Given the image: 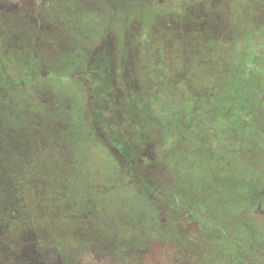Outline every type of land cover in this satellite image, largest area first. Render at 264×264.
<instances>
[{
  "label": "rangeland",
  "instance_id": "rangeland-1",
  "mask_svg": "<svg viewBox=\"0 0 264 264\" xmlns=\"http://www.w3.org/2000/svg\"><path fill=\"white\" fill-rule=\"evenodd\" d=\"M260 182L264 0H0V264H188L161 224L191 191L224 264Z\"/></svg>",
  "mask_w": 264,
  "mask_h": 264
},
{
  "label": "flooded vegetation",
  "instance_id": "flooded-vegetation-1",
  "mask_svg": "<svg viewBox=\"0 0 264 264\" xmlns=\"http://www.w3.org/2000/svg\"><path fill=\"white\" fill-rule=\"evenodd\" d=\"M261 92L258 94V97H261ZM260 99V98H259ZM242 118V117H241ZM241 119H239L240 121ZM245 119H243V122ZM235 122H238V120H227L225 122H221L223 125L231 124L232 123V130L229 132L226 131L227 138L231 141L230 143L234 142L236 143V140H239V146L241 147V151L243 148L242 143H244L245 138V131H242V128L240 127V132L236 133L234 131L235 129ZM213 127V125H212ZM207 134L209 135V138L212 137L211 133L207 131ZM227 141V140H226ZM235 145V144H234ZM121 151H123L124 155H130L131 156V150L129 145L124 142L123 147H119ZM214 175V174H212ZM214 179V177H213ZM259 182V181H258ZM240 184L243 185L244 181H240ZM250 185V184H249ZM245 186V184H244ZM247 186V182H246ZM248 192L246 190L247 198H243L242 205L239 209V217L240 221L243 223V226L248 227L249 229H252L254 232H250L248 237H240V238H234L239 241H241L237 247H235L234 253L235 256L231 257L229 254H227L224 250L220 249L222 252H224L223 262L224 264H264V223L260 226L255 225L252 226L247 220H245L246 214H249L251 217L252 212L253 213H260L264 214V184L260 183H251V185L248 187ZM192 198L188 199V195L182 194H176L175 202H181L179 210H176L175 212H171L168 210H164V217L163 221L164 224H161V228L163 229L164 233H166V236L171 237L174 235V237L181 242L180 244H183V252H181V258L184 260L185 263H192V260H194V264H219L217 259H214L217 257V253L211 245L214 244V239L219 238L223 236V234H226V225L223 221H218L211 215L212 213L209 211L210 207H212L213 200H210L209 197L213 198V195L208 193L210 195L209 197L206 195H202L199 191H191ZM168 200V198H167ZM192 203L190 207L186 204L182 203ZM207 202V204H205ZM171 212V214H170ZM174 219V220H173ZM256 228V230H255ZM217 232V233H216ZM229 238H231V235ZM172 238V237H171ZM186 240L185 244H188L185 246L184 241ZM208 241H210L208 243ZM191 244V245H190ZM186 247V248H185ZM217 248L216 250H218ZM247 249L249 250L250 256L253 255L255 258L252 259V262H248L247 259ZM180 250V251H182ZM191 250V252H190ZM203 255H205L207 258H205L203 261L200 259ZM216 256V257H213ZM252 257V256H251ZM59 262L57 264H73L70 262H67L66 259H59ZM55 264L54 259H41L39 260L38 264ZM193 264V263H192Z\"/></svg>",
  "mask_w": 264,
  "mask_h": 264
},
{
  "label": "trees",
  "instance_id": "trees-1",
  "mask_svg": "<svg viewBox=\"0 0 264 264\" xmlns=\"http://www.w3.org/2000/svg\"><path fill=\"white\" fill-rule=\"evenodd\" d=\"M251 79V78H250ZM252 82V81H251Z\"/></svg>",
  "mask_w": 264,
  "mask_h": 264
}]
</instances>
